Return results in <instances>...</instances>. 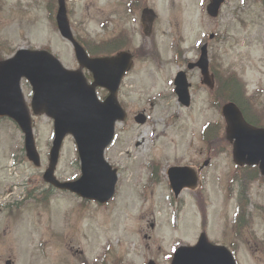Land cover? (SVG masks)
<instances>
[{
	"label": "rangeland",
	"instance_id": "1",
	"mask_svg": "<svg viewBox=\"0 0 264 264\" xmlns=\"http://www.w3.org/2000/svg\"><path fill=\"white\" fill-rule=\"evenodd\" d=\"M207 3L66 0L78 40L93 46L114 37L120 48L134 52V65L119 92L128 118L116 124L105 150L106 160L117 169L116 192L108 203L97 205L51 188L42 174L53 138L52 120L32 116L41 158L35 166L22 151L19 128L0 119V264L7 259L12 264H144L148 259L169 264L173 250L195 244L202 231L234 251L237 264H264V180L243 181L240 188L234 180L244 177V171L233 163L231 146L220 140L223 131L214 128L208 135L211 145L203 141V127L223 119L215 96L200 83L198 68L186 69L207 42L214 71L234 73L243 82L250 96L248 109L264 125V5L261 0H226L219 15L210 17ZM145 7L156 14L148 35L140 24ZM56 10L57 0H0V57L20 48H47L65 67L76 68L73 48L57 30ZM179 70H186L191 84L189 107L174 93ZM21 87L29 104L30 85L22 80ZM139 112L146 114L145 124L133 120ZM207 159L201 187L173 198L167 168L200 166ZM152 164L155 182L149 180ZM55 175L60 180L79 175L70 136L62 144ZM240 195L247 198L244 210L238 206ZM16 198L22 207L9 213L5 205ZM40 198L46 203H38ZM236 211L243 217L238 229L233 225Z\"/></svg>",
	"mask_w": 264,
	"mask_h": 264
},
{
	"label": "water",
	"instance_id": "2",
	"mask_svg": "<svg viewBox=\"0 0 264 264\" xmlns=\"http://www.w3.org/2000/svg\"><path fill=\"white\" fill-rule=\"evenodd\" d=\"M224 1L209 0L207 13L216 17ZM155 17L151 9L142 11L141 25L145 34L150 32ZM56 22L61 36L74 47L79 68H64L54 55L44 49L17 50L12 57L0 61V116L9 117L17 123L24 134L27 158L39 166L40 156L34 141L31 115L20 86L21 79L25 78L32 88V112L35 115L45 114L53 120L54 137L49 150L48 166L43 173L44 181L84 199L105 203L114 194L117 176L116 170L105 160L104 150L113 139L115 123L126 118V112L117 100V91L123 75L132 67V54L121 51L114 56L89 57L72 34L65 0H58ZM187 67H198L202 75L201 82L213 88L207 44L201 46L198 60L189 63ZM83 68L92 73L91 83L87 82ZM174 85L178 101L189 106L190 84L184 71L176 74ZM98 86L109 92L103 101L96 95ZM221 113L225 121V139L232 145L234 162L238 165H257L264 176V128L248 124L233 102L225 103ZM134 119L142 124L146 117L140 113ZM67 134H71L75 140L81 174L75 180L59 181L54 171ZM168 178L176 195L183 187L194 188L198 182L196 172L190 167H170ZM147 264L155 263L150 261ZM171 264L236 262L226 247L212 244L203 232L195 245L178 247Z\"/></svg>",
	"mask_w": 264,
	"mask_h": 264
},
{
	"label": "trees",
	"instance_id": "3",
	"mask_svg": "<svg viewBox=\"0 0 264 264\" xmlns=\"http://www.w3.org/2000/svg\"><path fill=\"white\" fill-rule=\"evenodd\" d=\"M92 45L93 46H91L90 44L85 45L86 48L90 52L102 53V54H110L114 50L118 49V46H120V43L118 41H114V43L110 44L109 42L103 41L101 43H96V44H92ZM223 76H226V77H222L223 80H220L217 77L218 82H217L215 95L216 96H221L223 98V100H232V101H234L235 103H237L240 106L241 110L243 111L244 116L247 118V120L249 122H251L253 124H256V125H260L259 124V120L252 119L250 116H248V114H247V112H248L247 110L248 109L244 105H242L241 101L243 99H245L246 101L249 100V99H248V97L245 96L244 86L241 83V81L238 80L233 73H228V75H223ZM215 105H217V104H215ZM214 128H216V131H218V129L221 130L222 129V124L220 122H218V123H209V124H207L204 127L203 132H202L205 140L210 145H211V143L209 142L210 139H209L208 135L215 132ZM220 140L222 142L224 141L222 136L220 137ZM257 176H258L257 170L250 168L246 172L245 176L242 177V182L243 181L247 182V181L252 180V179L254 180V179L257 178ZM240 199H241V202H243L244 206H246L247 198H240Z\"/></svg>",
	"mask_w": 264,
	"mask_h": 264
}]
</instances>
